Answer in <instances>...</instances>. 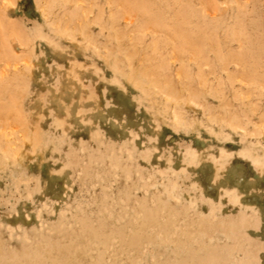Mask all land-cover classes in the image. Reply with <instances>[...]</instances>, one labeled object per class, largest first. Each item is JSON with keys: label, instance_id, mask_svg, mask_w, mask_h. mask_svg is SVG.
<instances>
[{"label": "rangeland", "instance_id": "374dc122", "mask_svg": "<svg viewBox=\"0 0 264 264\" xmlns=\"http://www.w3.org/2000/svg\"><path fill=\"white\" fill-rule=\"evenodd\" d=\"M3 152L0 264H264V0H0Z\"/></svg>", "mask_w": 264, "mask_h": 264}, {"label": "bare ground", "instance_id": "6f19581e", "mask_svg": "<svg viewBox=\"0 0 264 264\" xmlns=\"http://www.w3.org/2000/svg\"><path fill=\"white\" fill-rule=\"evenodd\" d=\"M166 99H167V98H166ZM190 102H191V101H190ZM194 105H195V104H194ZM178 117H179V116H178ZM179 119H180V118H178L177 120H174V121H175V122L177 121L176 123H178V121H179V123H180L181 121H180ZM174 121H173V122H174ZM5 135H6V134H5ZM24 138H25V137H24ZM23 140H24V139H23ZM12 147H13V146H12ZM0 156H1V159L4 161V160L6 159V157H7V154L3 152V153H1ZM255 167H256L257 169H259V167L257 166V164H255Z\"/></svg>", "mask_w": 264, "mask_h": 264}]
</instances>
